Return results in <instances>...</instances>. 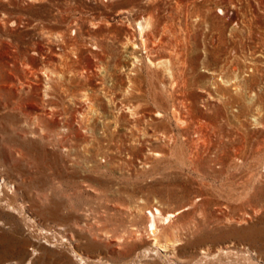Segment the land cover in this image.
<instances>
[{"label": "rangeland", "instance_id": "rangeland-1", "mask_svg": "<svg viewBox=\"0 0 264 264\" xmlns=\"http://www.w3.org/2000/svg\"><path fill=\"white\" fill-rule=\"evenodd\" d=\"M0 264H264V0H0Z\"/></svg>", "mask_w": 264, "mask_h": 264}, {"label": "bare ground", "instance_id": "bare-ground-1", "mask_svg": "<svg viewBox=\"0 0 264 264\" xmlns=\"http://www.w3.org/2000/svg\"><path fill=\"white\" fill-rule=\"evenodd\" d=\"M138 27H139L138 29H139V36H140L141 45L145 46V43H146L145 33H146V30L149 29V27H150V21L144 18L138 22ZM136 61H137V59H136ZM150 63L154 64L152 61H150ZM159 66L163 67V69H164L165 73L168 75V77L171 78L173 76L170 61L161 62L159 64ZM150 216H151V219H150L149 230L153 236H157L156 234L160 230L159 227L161 225L163 226L165 223H168L169 219L172 215H168L167 217H162L160 211H158L156 209L155 213L150 212ZM154 240L156 241L155 245L157 246L158 245L157 240L156 239H154ZM158 249H160L161 251L163 250V252H164L167 249V247L166 246H160Z\"/></svg>", "mask_w": 264, "mask_h": 264}]
</instances>
